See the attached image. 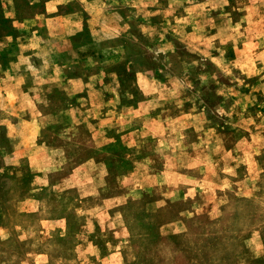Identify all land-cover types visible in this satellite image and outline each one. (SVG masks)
<instances>
[{
	"label": "rangeland",
	"instance_id": "374dc122",
	"mask_svg": "<svg viewBox=\"0 0 264 264\" xmlns=\"http://www.w3.org/2000/svg\"><path fill=\"white\" fill-rule=\"evenodd\" d=\"M159 93L209 110L189 199L135 190L141 115L96 148L106 109ZM0 264H264V0H0Z\"/></svg>",
	"mask_w": 264,
	"mask_h": 264
},
{
	"label": "crops",
	"instance_id": "0c3cea01",
	"mask_svg": "<svg viewBox=\"0 0 264 264\" xmlns=\"http://www.w3.org/2000/svg\"><path fill=\"white\" fill-rule=\"evenodd\" d=\"M159 94L154 97L143 98L142 103L137 106L125 105V110H120V112L118 113L106 109L104 115L101 118L99 117V119L97 120V126L93 130V134L97 135V137L99 138H103L99 143H95L97 144L96 148L101 150L103 147H108V150H110V148L116 146L115 144H112L116 142L114 136L115 133L123 141H129L130 139L135 137L136 132L139 133V137L154 135L152 137L157 141L154 153H147L143 155L141 158V162L136 163L137 165H141L143 167V170L147 169L149 170V172L133 174L137 176V180L140 183L139 188H137V186L135 190H139V194L142 195L143 193H145V191H154L164 187L169 192L171 191V196L177 195L179 198L187 199L188 197H191V192L193 193V191L196 189L195 184L191 185V158L198 154V148H201L202 146L205 147L203 139L206 138L204 136V138L201 139L199 136V141L196 138L197 141L195 142L194 147L191 149V129L197 134L203 131H207V133L211 131L212 125H209L207 123L208 121L206 120V116L209 115V110H206V108H204L203 110L197 111L195 109L196 105L193 103V100H191V109L185 112L180 111L179 115H177L178 113L171 115L168 107L166 106V102H161V108L156 112H153L152 109L146 110L149 109V107L151 108V106L156 102L160 103V101L166 100L165 94ZM212 113L215 114V112ZM122 115H132L134 117L137 115H141L145 122H150L145 125V122L141 123L136 132H132L131 128L129 129L124 126L122 129V133L120 132V129H117L116 127L129 122L127 121L129 118H125ZM218 115L221 116L219 113ZM171 119H174V121L171 122ZM202 119H204V122L201 121ZM170 125H172V128L170 127ZM179 129L189 130L187 132L183 131L185 134V140L187 141L186 143H188L189 145V151L183 152L180 155L177 153H170L168 151H165V149L171 148L170 145L174 146V144L177 143V131ZM223 129L225 128L223 127ZM148 130H150L149 133H147ZM169 130L170 133L167 134L166 131ZM186 143L181 141V144L183 145H185ZM214 143L215 147L222 148L224 146V142L221 139ZM132 145L133 144L131 143H126L124 147L127 150H131L133 149L131 148ZM193 149L194 151H191ZM153 156H155V159H160L159 164H157L156 166H152V159H154ZM98 162H100V164H102L103 166H106L105 164H107L106 162ZM94 172L95 173L92 176L94 186H97V188L106 186L110 178L108 179V181L106 180V183L105 180H103V183H100L101 180L99 179V175L96 171ZM106 176L108 177L109 174H107ZM78 177L80 176L77 172L70 174L67 177L68 179H66L68 180V183H72V185L69 184L68 187H73L74 190L77 188L79 192L81 190H95L93 189L94 187H90L89 185H77L79 179ZM123 178L126 179V175H124ZM126 193L127 192H123L122 195L125 196Z\"/></svg>",
	"mask_w": 264,
	"mask_h": 264
}]
</instances>
